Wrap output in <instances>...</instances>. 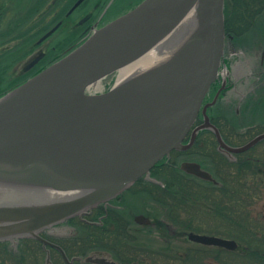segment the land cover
I'll list each match as a JSON object with an SVG mask.
<instances>
[{
	"label": "water",
	"instance_id": "water-1",
	"mask_svg": "<svg viewBox=\"0 0 264 264\" xmlns=\"http://www.w3.org/2000/svg\"><path fill=\"white\" fill-rule=\"evenodd\" d=\"M190 12L194 33L182 36L160 65L104 94L86 93L153 50ZM224 39V0H143L0 97V241L47 244L39 232L117 197L171 151L190 148L201 130L212 132L229 157L264 141L262 133L243 146H227L206 115L208 104L183 144L218 76ZM180 169L216 183L197 163L183 162ZM47 194L61 198L47 202ZM190 238L235 247L216 237Z\"/></svg>",
	"mask_w": 264,
	"mask_h": 264
},
{
	"label": "flooded vegetation",
	"instance_id": "flooded-vegetation-1",
	"mask_svg": "<svg viewBox=\"0 0 264 264\" xmlns=\"http://www.w3.org/2000/svg\"><path fill=\"white\" fill-rule=\"evenodd\" d=\"M5 1L3 3H6ZM118 1L120 0H85L71 13L69 11L74 3L64 13L63 8L67 1L63 2V5L58 7L59 9L56 5L60 0L52 2L49 9L54 8L53 21L55 22L45 31L44 35L56 25L59 26L50 37L42 40L44 35L40 37V34L36 40L38 34L30 33L29 37L36 41L31 42L23 53H17L12 57L9 55L16 50V47L4 49L3 56L0 57V96L37 75L53 63L58 56L65 54L85 40L95 29L101 28L117 17L116 14L110 13V9ZM141 1L143 0L130 1L132 3L129 4V9H133ZM4 7L2 5L0 12L4 11ZM60 14L62 18L57 19ZM60 30L66 33H64L65 36L69 34L73 36L69 44L62 48L57 45H48L46 49H42V43L56 33L58 34ZM242 34L243 37L233 35L232 37L227 34L219 74L205 95L201 110L185 139V144L189 141L193 129L203 122L202 108L212 104L206 109L210 122L217 127L227 146L238 147L228 141L224 128L227 133H232L236 137L240 136L237 129L239 130L243 122H246L242 119L246 117L248 122L249 116L264 105V33L254 34L250 31L251 35ZM24 54L27 56H23ZM10 68H12L11 74L9 73ZM114 76L115 74L110 75L104 84H110L111 77ZM201 136H204L203 139L211 137L214 143L200 142L197 144ZM196 146L199 148L195 149ZM213 146L215 152L229 162H237L238 158L234 156L239 154L229 153L231 155L229 157L227 151L219 150L217 140L210 131L201 130L190 148L183 151H171L150 169L148 175L134 182L117 197L100 203L81 215L68 218L49 230L39 232L38 235L47 244L32 238L5 240L0 241V251H4L6 247V250L11 251L13 257L17 259L18 264L30 261L40 264L41 255L44 256L43 264H47V259L48 264H67L59 249L63 251L71 264H261V258L256 257L252 252L255 251L259 255L263 252L260 254V249L252 247H254L253 243H260V240L264 238V229L254 228L249 223L231 221L230 225H226L227 223L214 224L217 232L209 233L211 231L204 232L207 229L200 228L205 224L185 221L181 217L185 215L184 211L182 212L184 214L179 215L174 210L171 214L172 222L169 219L170 214H166L165 217L163 214L160 218L150 213L155 203L159 208L170 209V199L176 198L170 196L175 195L174 186L186 188V182H189L199 187H220L215 170L203 164L207 162V158H212L208 148H213ZM257 161L260 164L261 160L257 159ZM183 162L199 164L201 169L209 172L218 183L203 181L184 173L180 169ZM215 168H217L216 165ZM170 169L179 172L180 176H170ZM259 171L261 172V169ZM261 177H264V174ZM181 182L182 185H180ZM172 202L176 206L185 201L180 198L172 199ZM211 211H217L227 221L231 220L230 214L223 216V210L220 211L212 206ZM231 225L239 227L242 232L226 228ZM250 233L257 238L251 239ZM191 235L232 241L235 247L228 249L221 246L204 245L192 240ZM110 243L111 246L107 245ZM88 257L92 259L87 262L85 259ZM28 258H30L29 261H27ZM247 259L249 262L245 261ZM251 261L255 262L251 263Z\"/></svg>",
	"mask_w": 264,
	"mask_h": 264
},
{
	"label": "rangeland",
	"instance_id": "rangeland-1",
	"mask_svg": "<svg viewBox=\"0 0 264 264\" xmlns=\"http://www.w3.org/2000/svg\"><path fill=\"white\" fill-rule=\"evenodd\" d=\"M5 0H0V6H5L4 11L0 12V57H2V53L7 48H15L16 50H13L12 53L9 55V57L17 55V53H23V51L26 49L27 46L30 45L31 42H33L35 39L32 37H29L30 33H34L36 36V40L38 36L42 37L44 35V31L48 29L55 21H53L54 18V8L49 9L50 4L56 0H11L9 2L3 3ZM58 1V0H57ZM67 1L64 4L63 11H65L72 5L75 0H60L59 4L56 5L57 9L63 5L62 3ZM130 1L134 0H120L116 2L115 6L110 9V13L116 14H122L126 12V10L129 9V4L132 3ZM232 3L231 0H228V2ZM248 4H251V12L256 11L257 8H262L260 6L264 5V0H247ZM259 5V7H257ZM59 7V8H58ZM228 7V12L231 11V14H229L230 19V27L234 28L237 27L239 31H242L240 33H228L231 36L239 37L241 34H250V31H253L254 34H260L264 33V9L262 8L256 15H253L254 13H247L245 15H242L240 17L235 16V11ZM41 12V14H39ZM234 12V13H233ZM62 18V15L60 14L57 19ZM242 18L244 20V27H242L240 24L237 23V20ZM56 20V19H55ZM236 23V24H235ZM249 24V29L247 30V26ZM255 26V27H254ZM230 28V29H231ZM40 29V33H38V30ZM232 31V30H231ZM238 31V32H239ZM65 32H62L61 30L56 33V35L52 36V38H49L45 42L42 43L41 48L46 49V47L49 45H57L61 46H67L69 42L72 40L73 36L69 34V36L64 35ZM66 34V33H65ZM242 34V35H243ZM244 34V36H245ZM252 34V33H251ZM250 34V35H251ZM33 35V36H34ZM227 35V34H226ZM232 36V37H233ZM243 37V36H241ZM35 40V41H36ZM79 44V43H78ZM76 46V45H75ZM5 49V50H4ZM63 55V54H62ZM61 55V56H62ZM23 56H27L24 54ZM61 56H58L57 59H59ZM8 59V58H7ZM24 60V59H23ZM9 73H12V68L9 69ZM1 74V73H0ZM11 85H9L10 87ZM243 125L239 127L238 132H240V136L232 135V133H227V130L224 128V132L226 133L225 136L227 137L228 141L231 142L234 146H241L245 143H247L249 140H251L253 137H255L258 134H261L264 132V105H262L260 108L255 110L253 112L252 116H249L248 122L247 118L245 117L242 119ZM221 125L224 127V124L221 121ZM205 141V139H203ZM209 142H213L212 138H207ZM202 142V141H201ZM206 143V142H205ZM215 150V147L212 148ZM211 149V150H212ZM218 154V153H217ZM216 154V155H217ZM247 158H251L252 160L260 159V165L259 168L261 169L260 177L264 174V142L256 145L254 148H252L250 151H247V153L244 154ZM216 157V156H215ZM234 158H238L237 156H234ZM218 156L216 160L212 158H207V162H203L204 165L207 166V168H211L213 171L215 170V173L217 174V168H215V165L222 167L223 165H227L229 162L227 159L224 162L217 161ZM228 162V163H227ZM259 163V162H258ZM221 164V165H220ZM225 168V166H223ZM231 167H229V170ZM233 170V169H231ZM228 172V171H227ZM220 176H224V173H218ZM219 178V177H218ZM264 177H262L263 179ZM183 183L181 182L180 185ZM204 186V183H203ZM205 187V186H204ZM208 188V187H207ZM175 195H170L173 200L183 198L185 201L182 204L174 206L172 199H170L169 206L170 209L167 208V210H164L162 207H158L157 203L154 204V209L150 211L151 214L155 217H162L164 214V217L166 214L169 215L170 222H172V213L174 210H176L175 213L182 215L185 219V221H189L192 223L197 224H205L202 225V229H207L209 233L217 232L215 230L214 224H220V223H227L226 225H230L231 221H227L224 217L220 216L217 211H211L212 206L210 203L213 204V202H216L218 204L222 201V196L219 194H211L203 187H199L198 185L189 184V182H186V188L180 187V186H174ZM172 189V190H173ZM253 199H244L247 204H245L246 208H243V213H246L249 222H251L252 227L256 228H263L264 229V187L262 186V189L257 193L253 194ZM171 198V197H170ZM154 199V198H153ZM158 207L157 209H155ZM221 207V206H220ZM227 209L230 208L229 206H226ZM215 208V206H214ZM157 210L158 212H156ZM184 211V213H182ZM244 214H240L239 212L235 213V216L237 219H242V216ZM247 218V219H248ZM195 219V221H192ZM234 220L235 218H231ZM175 220H177L175 218ZM235 223H248V221H233ZM230 230H239V227L231 225V227H226ZM213 229V230H212ZM246 233V231H244ZM251 239H256L257 237L250 233L249 236ZM31 244V243H28ZM111 246L110 244H107ZM28 257V256H25ZM30 258L27 259L29 261ZM40 259V258H39ZM249 262V259L245 260ZM17 259L13 257V254L11 251H7L6 247H4V251H0V264H18ZM26 262V261H25ZM44 262V256L41 255L40 264H43ZM57 262V261H56ZM255 261H251L253 263ZM25 264H34L32 261L26 262ZM264 264V263H263Z\"/></svg>",
	"mask_w": 264,
	"mask_h": 264
},
{
	"label": "trees",
	"instance_id": "trees-1",
	"mask_svg": "<svg viewBox=\"0 0 264 264\" xmlns=\"http://www.w3.org/2000/svg\"><path fill=\"white\" fill-rule=\"evenodd\" d=\"M231 1L232 3H230V1L228 2V0H225L224 15H225V33L226 34L242 32V31H239L237 27L235 26L234 28L230 27L229 14H231V11L228 12V7L233 9L236 14L235 16H238V17L245 15L247 13H254L253 15H256L262 8L264 9V5H263V6H260L262 8H257L256 11L251 12V6H250L251 4H248L247 0H231ZM257 7H259V5ZM0 8H2V6H0ZM237 23L240 24L242 27H244V20L242 18L238 19ZM246 29L247 30L249 29V24ZM203 137L204 136L199 137L196 143L198 144L201 141L209 143V141L206 139L204 141ZM198 148H199L198 146L195 147V149H198ZM211 149L212 148L209 147L208 152H211L213 160L214 159L216 160L218 156L217 161L219 162L226 161L225 157L219 154L216 155L217 153L215 152V150L213 149L211 150ZM244 154L245 153L237 155L238 157L237 162L228 161L229 163L227 162L228 163L227 165H223L225 166V168L223 166L219 167L217 165V170H218L217 172L225 174L224 176H220V174L218 173L216 174L217 178L219 177L218 179L220 181L219 183L220 187H215V188L203 187V188L205 189V191L211 194L216 193L222 196L223 199L220 204L213 202V204L210 203V205L213 207L215 206V208L219 209L220 211L223 210V216H226V214H230L231 218H235L234 220L231 219L230 221L232 222L233 221H248V223L251 225V222H249L250 220L247 214L243 213L240 210H242L243 208H246L245 204L247 203L245 202L244 199H248V198L253 199L254 198L253 194H257L262 189V186L264 187V178L263 180H262V177H260L259 179V176H260L259 165L260 164L258 163V161L247 159V157ZM229 167H231V169L233 170L231 169L229 170ZM169 171H170L169 172L170 176H174V175L180 176V174H178L179 172H176L174 169H170ZM229 205H230V208L227 209L226 206H229ZM236 212H239L240 214H244L242 216V219L236 218L235 216ZM257 229H263V228H257ZM261 240H264V238H262ZM261 240H260V243H253L254 247L252 248L257 249V250L260 249V252H261L260 254H262V252L263 254L259 255V253L255 251L252 252V254H254L256 257L261 258L262 260L261 264H263L264 263V241H261Z\"/></svg>",
	"mask_w": 264,
	"mask_h": 264
},
{
	"label": "bare ground",
	"instance_id": "bare-ground-1",
	"mask_svg": "<svg viewBox=\"0 0 264 264\" xmlns=\"http://www.w3.org/2000/svg\"><path fill=\"white\" fill-rule=\"evenodd\" d=\"M193 12H190L188 16H186L180 23L179 27H177L164 41H162L158 46H156L153 50L142 56L137 61L127 65L123 69L119 70L115 73L114 77H111L110 84H104L105 80L112 74H109L105 78L96 82L93 85H89L86 88V92L89 95H99L104 94L111 90L112 88L117 87L124 81L130 79L132 76L145 72L146 70L157 67L164 61L167 57H169L173 51L175 50V46L178 40L181 39L186 33L193 34L195 31L194 23L192 19ZM0 191H2L0 189ZM39 196V195H38ZM34 195V197H38ZM46 195H44L45 197ZM41 197V196H39ZM47 200H55L58 201L61 196L55 194H47Z\"/></svg>",
	"mask_w": 264,
	"mask_h": 264
}]
</instances>
